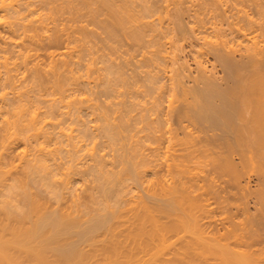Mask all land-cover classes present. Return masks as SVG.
Segmentation results:
<instances>
[{
  "label": "bare ground",
  "instance_id": "bare-ground-1",
  "mask_svg": "<svg viewBox=\"0 0 264 264\" xmlns=\"http://www.w3.org/2000/svg\"><path fill=\"white\" fill-rule=\"evenodd\" d=\"M199 1L186 15L194 28L181 1L166 21L150 0H0V264H264L249 225L205 238L192 198L206 185L188 174L200 152L231 148L227 137L264 163V21L245 12L256 0ZM260 3L251 4L262 16ZM117 32L141 50L129 68L116 62L129 72L112 60ZM190 36L221 79L193 43V66L182 59ZM216 130L222 143L217 133L201 142ZM210 183L206 193H216Z\"/></svg>",
  "mask_w": 264,
  "mask_h": 264
},
{
  "label": "rangeland",
  "instance_id": "rangeland-1",
  "mask_svg": "<svg viewBox=\"0 0 264 264\" xmlns=\"http://www.w3.org/2000/svg\"><path fill=\"white\" fill-rule=\"evenodd\" d=\"M156 0H150V2H153L155 5H156V7L157 8H159V6H160V8H161V6H162V8L164 9V7L166 8V7H168V2H167V4H165L164 5V7H163V2L162 1H160V0H158V2L160 3V4H162V5H160L157 1L155 2ZM171 1H175V2H172L173 4H174V6L176 7V5H178V3L180 4V1L182 2L180 5H178L176 8H182V9H180L181 11H183L182 12V18H183V21H184V23H187V24H189V25H187L188 27H191V25H192V27H196L197 25L196 24H194L193 22V15H192V17H190V19H189V17H187L186 15H188V14H192V12L193 11H191L190 9H192L193 10V8H194V5L196 6V5H199V4H201V3H197L199 0H184L185 1V3H183V0H171ZM205 1V0H204ZM221 1V3L224 5V3H223V1H225V0H219L218 1V4L217 5H219V2ZM259 1V5L262 7V9L264 8V2H263V0H258ZM257 0L255 1L256 3L258 2ZM196 4H195V3ZM199 2H202L203 3V0L202 1H199ZM255 2H250L249 1V3H250V5H249V3L247 2V6L245 7V12L246 13H248L249 15V17H252L251 19L253 20V21H255V22H258L259 21V23H260V21H261V17H262V21H264V15H259L258 14V12L257 11H255V9H256V7H254V5H256V4H251V3H255ZM263 2V3H262ZM159 4V5H157V4ZM165 3V2H164ZM171 3V2H170ZM207 3H210L211 4V1H208V2H206V4ZM227 3V2H226ZM225 3V4H226ZM173 4H171V7H172V9H171V7H170V4H169V10L167 9V10H165L164 9V11H163V9L161 8L160 10H162L163 12H165V13H163V12H161V14H164V16L162 15V17H161V19L163 20V17H165V20L167 21V20H169L170 19V17L168 16L169 14H170V16L172 15V13H173V9H174V7L172 6ZM184 4V5H183ZM203 5V7L204 8H206L205 6H208L209 4H207V5ZM227 4H229V3H227ZM226 4V5H227ZM262 4V5H261ZM167 5V6H166ZM188 5V6H187ZM216 5V6H217ZM225 5V6H226ZM220 6H222V5H220ZM224 6V7H225ZM228 6V5H227ZM224 7L222 6V8L224 9ZM186 8H188V9H186ZM196 8H197V6H196ZM227 8V11H228V7H226ZM237 8V7H236ZM235 8V9H236ZM172 11H171V10ZM195 9V8H194ZM230 9V11L231 10H233L234 12H235V10H234V8H232V6L229 8ZM254 9V10H253ZM262 9H260L261 10V12H263V14H264V9H263V11H262ZM186 10H188V11H186ZM167 11V12H166ZM171 11V12H170ZM189 11H191V12H189ZM209 10H207V12H208ZM185 12V13H184ZM187 12V13H186ZM254 12H256V13H254ZM168 13V15H166ZM209 13V12H208ZM227 13H229V12H227ZM226 13V14H227ZM207 14V13H206ZM230 14V13H229ZM229 14H227V15H229ZM231 14H232V12H231ZM262 14V13H261ZM188 18H186L185 16ZM255 15V16H254ZM63 16V15H62ZM66 15H64V17H58L59 19H57V20H60L61 21V23H62V21H63V19L62 18H66L65 17ZM188 16H190V15H188ZM230 16V15H229ZM259 16H260V18H259ZM166 17H168V18H166ZM155 18V17H154ZM153 18V19H154ZM62 19V20H61ZM192 19V20H191ZM257 19V20H256ZM83 20V19H82ZM152 20V19H151ZM188 20H189V23H188ZM194 20H195V18H194ZM60 21H58L57 23H59ZM147 21H149V19H147ZM166 21H162V22H166ZM193 21V22H192ZM193 24H192V23ZM61 23L60 24H58V26L59 27H57L56 29H59L60 28V25H61ZM85 24V23H84ZM191 24V25H190ZM90 25V24H89ZM89 25H87L89 28L88 29H91V27L89 26ZM208 26V25H207ZM194 27V28H195ZM208 33H209V31H207ZM259 32V31H258ZM119 32H117V35H118V37H120L121 36V33L122 32H120L119 34H118ZM261 33V32H260ZM256 35L258 34V36H259V38L258 39H261L262 38V36H260L259 35V33H255ZM120 35V36H119ZM262 35H264V32H262ZM95 36H97V35H95ZM257 36V37H258ZM98 37H100V35H98L97 37H96V41H94V42H96V48H97V44L99 45L101 42V40L98 38ZM121 37H123V35L121 36ZM118 38V40H120V42H118V49L120 50H117L116 51V54L114 55H112L113 56V59L112 58H110V59H112L113 61H115L114 63L116 64V62H119V63H121V65H123V63H125L126 61L127 62H130V65H131V61H134V59H136L134 62H137V59H140L139 57H140V49H136V48H134L133 46H132V42H131V47L135 50V51H132L133 49H131V47L129 46V43H130V40L129 39H127V41L125 40L127 37H125V35H124V38H123V40H122V38ZM191 37V36H190ZM199 37V36H198ZM261 37V38H260ZM264 37V36H263ZM257 39V38H256ZM257 39V40H258ZM97 40H100V41H97ZM122 41V42H121ZM126 41V42H125ZM199 41V42H198ZM98 42V43H97ZM196 42H198V43H196ZM123 43V44H122ZM128 43V44H127ZM190 43V44H189ZM193 43V44H192ZM195 43H196V46H195ZM200 43V44H199ZM122 44V45H121ZM183 44V46H186L185 48H184V50H183V53H182V55H180V56H182V59H184L185 58V62H186V60H187V57H188V62L186 63V64H188L189 66H193V64H192V60H190L191 58H189V56H187L186 55V53H188V49H189V47L191 46V44L193 45V48L196 50V51H203L204 53L205 52H207V51H205L204 49H208V47L206 46V45H203L202 46V42H201V40H197V39H194L193 37H191L190 39H188V40H186L185 42H183L182 43ZM198 44V45H197ZM101 45H102V43H101ZM123 46V48L122 47H119V46ZM63 44H62V46L61 45H59V46H48L49 48H47L46 46L44 47L47 51H49V50H52L53 49V51H55V50H57V49H59V50H61L62 48H63ZM100 46V45H99ZM98 46V47H99ZM189 46V47H188ZM59 47V48H58ZM62 47V48H61ZM102 47V46H101ZM100 47V48H101ZM192 47V46H191ZM52 48V49H51ZM56 48V49H55ZM86 48H87V46H86ZM94 48H95V46H94ZM95 48V51L94 52H96V53H101L102 54V49H100V48H98V49H96ZM202 48V49H201ZM131 49V51H129ZM63 50V49H62ZM98 52H97V51ZM101 50V51H100ZM100 51V52H99ZM124 51H125V53H124ZM57 53L59 52L58 50L56 51ZM55 52V53H56ZM61 52V51H60ZM118 52V53H117ZM139 54V55H138ZM132 55V56H131ZM137 55V56H136ZM185 55H186V57H185ZM209 53L208 54H206L205 53V56L204 57H206L205 58V60L207 61H205L204 59H203V61H205V65L204 66H206L207 67V70L209 71V70H211V68H212V71H213V69H215V68H217V69H215L214 71L215 72H218V73H214V76L215 75H217V76H215L217 79L218 78H222L223 76H224V72H223V74H222V68L219 66L218 67V65H217V63H216V61H214V59H213V57H211L212 55H209ZM100 55H98L97 54V57L96 58H98ZM117 56V57H116ZM124 56V57H123ZM131 56V57H130ZM139 56V57H138ZM111 57V56H110ZM116 57V58H115ZM119 59V61H118V59ZM124 58H126L125 60H124ZM134 58V59H133ZM117 59V60H116ZM129 59H131V61L129 60ZM98 60V59H97ZM120 61H122V62H120ZM184 61V60H183ZM209 61V62H208ZM97 62V61H96ZM98 62H99V60H98ZM97 62V63H98ZM126 62V63H127ZM133 62V63H134ZM190 62H191V64H190ZM119 63H118V65H119ZM124 64V65H128V67H126V66H123V67H125V69L126 68H129V64L127 63V64ZM215 64H216V66H215ZM117 65V64H116ZM117 65V66H118ZM121 65H119L118 67H121ZM212 65V66H211ZM211 66V67H210ZM123 67H121L120 69H122V71L124 72V71H126V72H129V71H127V70H124V68ZM221 68V69H220ZM220 70H222V71H220ZM223 75V76H222ZM221 76V77H220ZM87 88V87H86ZM120 91H123V90H120ZM114 97V96H113ZM114 99V100H113ZM115 99H118V102L120 101V99L121 98H112L111 100H113V102H117V100L115 101ZM110 100V101H111ZM164 103V102H163ZM166 104V103H165ZM165 104H163L162 105V107H166V105ZM163 109V108H162ZM165 110H166V108H165ZM164 110V111H165ZM84 114V119L86 118V117H88V115H86V113H83ZM86 116V117H85ZM90 118V117H89ZM89 118H87L88 120H90ZM87 119H85V120H87ZM87 120V121H88ZM92 122H90L89 123V125L91 124ZM93 125V124H92ZM191 129V128H190ZM217 133V134H216ZM194 134V133H193ZM209 134H211L210 132H209ZM213 134V135H212ZM211 135H209L208 137H207V135L205 136V137H203L202 136V134L200 135V139H204L203 141H201V142H208L210 145L212 144L211 143V139L210 138H212L213 136H215L216 137V135H218V136H220L221 137V140L218 138V136L216 137L217 138V140H219L221 143H222V139H223V137H222V135H221V132H218V130H216L215 132L213 131V133H212ZM216 134V135H215ZM193 136H196V134H194ZM197 136H199V133H197ZM210 136H212V137H210ZM202 137V138H201ZM210 137V138H209ZM214 137V138H215ZM206 138V139H205ZM207 138H208V140H207ZM215 138V139H216ZM229 138V141L228 142H230L229 144H230V146H231V148H220V150H217V148L215 149V150H209L208 152L206 151L204 154L202 153V152H200L201 154H199L198 155V157H196V160L195 159H193V160H191L192 161V163L190 162V164H188V166H190V167H188V171H190L191 170V172H188V174H190V173H193V175L192 176H194V177H196V179L194 178L193 180H196V182H198L199 183V181H200V183H199V188L202 186V184H205L206 186L203 188H201V189H199V190H197V191H195V194H194V192H193V194H194V198H192L193 200H196V199H198L199 200V202L201 203V204H204V206L203 205H201L200 204V206L198 207V210H200V207H201V211H203L202 213H200V211H198L197 209H196V212H194L195 211V209H192L193 210V215L195 216V221H196V224H197V222L199 223V224H197V225H199V227L202 229V230H200V228H199V230L200 231H202L203 232V235L204 236H207V237H205V238H208V236H214V237H216L217 239H219L220 238V236H221V239H222V233H224L223 231H226L227 229L229 230V228L231 227V225H232V229L234 228V229H236V230H239V229H241L242 230V227H244V228H246V229H244L245 231L248 229V226L247 225H249V227L250 228H252V230L254 231V232H256L257 233V235L258 236H260V238H258V242L257 241H251V245H250V248H251V252L253 253L254 252V254H257V253H259L260 251L259 250H263V252H264V243H262V242H264V217H263V215L261 214V210H259V211H255L254 209H256L257 210V208L259 207V209H260V207H263L264 208V202H262L261 204H263V206L260 204V203H258V201L257 200H260L259 199V197H261V199L264 201V197H262V195L259 193L258 194V192H262V190L260 191L259 189H260V187H263V185H262V183L264 184V181H262L264 178H261L263 175H262V171L264 170L263 169V167H264V163L262 164L261 162H262V159H261V162H260V160L258 161L259 162V165L260 166H263V167H261L263 170H261V171H259L258 169H259V165H258V163H256V162H254L255 160H257V157L256 156H258L257 154L255 155V160H254V155L252 156L253 157V160H250L249 158H247L248 156H249V154L246 152V155L245 156H247V157H245V158H243L242 156L244 155L243 153H241V152H239V151H236L235 150V148H233L234 147V145H233V143H234V140H233V137H227V139ZM199 139V140H200ZM211 141H210V140ZM214 139V140H215ZM232 139V140H231ZM99 140V139H98ZM97 140V141H98ZM213 140V142H215ZM100 141H101V139H100ZM225 141H227V140H225ZM124 142V141H123ZM194 143H197V141H195L194 140ZM219 143V142H218ZM99 144V143H98ZM216 144H217V142H215V144H213V145H215L216 146ZM220 146V145H219ZM213 152V154H212V152ZM215 151H217V152H215ZM228 151H230V152H228ZM106 152H110V151H105V155L108 157L107 159H109V158H111V156H108V153H106ZM82 153L84 154V155H82ZM81 154H80V156L79 157H81V158H79L80 160L79 161H81L82 163H83V161H84V163H86V161H88L87 160V157L89 156V155H87L88 154V152L86 153V152H82ZM103 154H104V152H102ZM207 153H209V154H207ZM244 153H245V150H244ZM14 154V153H13ZM12 154V155H13ZM112 154V152H110V154L109 155H111ZM203 154V155H202ZM243 154V155H242ZM248 154V155H247ZM260 154V156H261V154L262 153H259ZM82 155V156H81ZM241 155V156H240ZM212 156H213V159H212ZM219 156V157H218ZM223 158H222V157ZM260 156H258L259 158H260ZM86 157V158H85ZM262 157V156H261ZM90 157H88V159H89ZM198 158H200L198 161H197V159ZM241 158H243L242 160H243V162H242V160H241ZM81 159H84V160H81ZM210 159H212V160H210ZM245 159H248V160H245ZM215 160H217L216 162H215ZM225 160H227L228 162H230L231 163V167H233V169H231V170H233V171H235V170H237L238 172H240V174H238V175H240L238 178L240 179V180H238L235 176L237 175V174H234L235 176H230V175H233V174H231L233 171H231V173H229V171H230V168H228L227 170L228 171H226V170H224V169H226V168H224L225 167ZM195 161V162H194ZM264 161V160H263ZM246 164H245V163ZM247 162H251V165H255V167H253V166H251L249 163L247 164ZM252 162H254V164L252 163ZM83 163V164H84ZM215 164V165H214ZM249 165V166H248ZM221 166L223 167V168H221ZM227 166V165H226ZM256 166L258 167V168H256ZM192 167V168H191ZM213 167V168H212ZM215 167H218V168H215ZM251 167V168H250ZM193 168H194V170H193ZM215 168V169H214ZM254 168V169H253ZM256 168V169H255ZM222 169V170H221ZM258 170V171H257ZM197 172V174H196V172ZM164 172L165 171H163L162 170V172L161 173H163L164 174ZM242 172V173H241ZM260 172H261V174H260ZM199 173V174H198ZM230 174V175H229ZM263 174H264V171H263ZM190 175V177H192ZM196 175V176H195ZM227 175V176H226ZM199 177V178H198ZM233 177V178H232ZM235 177V178H234ZM264 177V176H263ZM197 178L199 179V180H197ZM212 178V179H211ZM231 179V180H230ZM234 179H237V180H235L234 181ZM203 180V181H202ZM205 180V181H204ZM207 180V181H206ZM211 181L212 180V182L210 183L209 181ZM202 181V182H201ZM262 181V182H261ZM205 182V183H204ZM210 183V186L213 188V191H214V189H215V192L216 193H209L210 191L209 190H207V188H209L208 187V184ZM197 183V184H198ZM208 183V184H207ZM219 186H218V185ZM201 185V186H200ZM214 185V186H213ZM81 186V185H80ZM80 186H78V187H80ZM207 187V188H206ZM220 187V188H219ZM219 189V190H218ZM264 189V188H263ZM206 191H209V192H207L206 193ZM212 191V192H213ZM264 191V190H263ZM262 193H264V192H262ZM199 194V195H198ZM215 194V195H214ZM192 195V194H191ZM198 195V198L196 197V199H195V196H197ZM217 195V196H216ZM259 195H261V196H259ZM264 195V194H263ZM257 198V199H256ZM198 200L196 201L197 203H198ZM201 200V201H200ZM261 200V201H262ZM260 202V201H259ZM256 203V204H255ZM258 203V204H257ZM198 205H199V203H198ZM258 205V206H257ZM261 205V206H260ZM238 208H237V207ZM256 207V208H255ZM207 210V211H206ZM264 210V209H263ZM197 211H198V214H197ZM206 212V213H205ZM262 212H264V211H262ZM197 214V215H196ZM200 214V215H199ZM202 214V215H201ZM248 214V215H247ZM250 214L251 215H253V216H251V218H248V219H244V218H247V216L249 217L250 216ZM198 215H199V217H198ZM204 215V216H203ZM245 215V216H244ZM263 218H262V217ZM209 217V218H208ZM227 219H226V218ZM205 218H207V219H205ZM200 219V220H199ZM211 219V220H210ZM242 219H244V221H247V220H251V219H253V220H251L250 222L249 221H247V222H245V223H243V222H239L238 223V221H243ZM198 220V221H197ZM231 221V222H230ZM255 221V222H254ZM215 222V223H214ZM232 222H234V223H232ZM252 222V223H251ZM202 223V224H201ZM232 223V224H231ZM242 223V224H241ZM256 223V224H255ZM231 224V225H230ZM234 224V225H233ZM240 224V225H239ZM245 224V225H244ZM251 224H252V226H251ZM212 225V226H211ZM229 225H230V227H229ZM239 225V226H238ZM217 227V228H216ZM238 229H237V228ZM241 227V228H240ZM248 229V230H250L249 232H252L251 231V229ZM218 229V230H217ZM204 230V231H203ZM223 230V231H222ZM241 230H239V231H241ZM255 230H257V231H255ZM209 231H210V233H209ZM244 231V232H245ZM260 231V232H259ZM201 232V233H202ZM214 232V233H213ZM248 232V231H247ZM208 233V234H207ZM211 233H213V234H211ZM246 233V232H245ZM260 233H261V235H260ZM216 234V235H215ZM220 234V235H219ZM222 234V235H221ZM202 235V236H203ZM203 236V237H204ZM211 236V237H212ZM259 239H260V241H259ZM263 239V240H262ZM188 241H189V238H188ZM229 242V241H228ZM261 242V243H260ZM230 243V245H233L234 246V243H233V241L231 242H229ZM253 243V244H252ZM232 246V247H233ZM253 247V248H252ZM258 251V252H257ZM208 261V263L209 264H211V263H213V259L211 258V257H209L208 259H207ZM211 262V263H210Z\"/></svg>",
  "mask_w": 264,
  "mask_h": 264
}]
</instances>
